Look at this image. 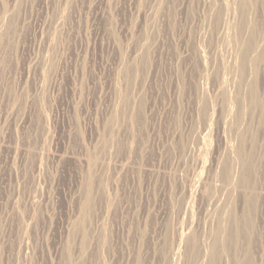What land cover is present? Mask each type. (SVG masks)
Here are the masks:
<instances>
[{"label": "rangeland", "instance_id": "rangeland-1", "mask_svg": "<svg viewBox=\"0 0 264 264\" xmlns=\"http://www.w3.org/2000/svg\"><path fill=\"white\" fill-rule=\"evenodd\" d=\"M0 264H264V0H0Z\"/></svg>", "mask_w": 264, "mask_h": 264}]
</instances>
